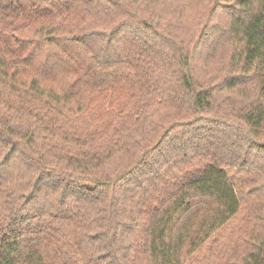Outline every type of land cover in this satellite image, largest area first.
I'll use <instances>...</instances> for the list:
<instances>
[{
    "label": "trees",
    "instance_id": "trees-1",
    "mask_svg": "<svg viewBox=\"0 0 264 264\" xmlns=\"http://www.w3.org/2000/svg\"><path fill=\"white\" fill-rule=\"evenodd\" d=\"M164 2L0 0V264H264V0Z\"/></svg>",
    "mask_w": 264,
    "mask_h": 264
},
{
    "label": "rangeland",
    "instance_id": "rangeland-1",
    "mask_svg": "<svg viewBox=\"0 0 264 264\" xmlns=\"http://www.w3.org/2000/svg\"><path fill=\"white\" fill-rule=\"evenodd\" d=\"M212 1L165 0L156 6L154 12L164 20L172 21L173 32L178 36L174 35L176 38L191 46L208 48L216 56L223 53L224 57L230 45L226 28L228 12L226 9L210 10Z\"/></svg>",
    "mask_w": 264,
    "mask_h": 264
}]
</instances>
